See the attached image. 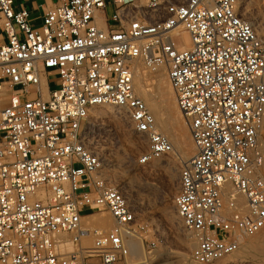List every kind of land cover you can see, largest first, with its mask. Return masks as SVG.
Masks as SVG:
<instances>
[{
    "label": "built area",
    "instance_id": "2783aa9c",
    "mask_svg": "<svg viewBox=\"0 0 264 264\" xmlns=\"http://www.w3.org/2000/svg\"><path fill=\"white\" fill-rule=\"evenodd\" d=\"M15 1L0 0V264H130L142 226L86 132L93 109L115 107L148 143L140 165L172 152L135 93V61L165 70L195 147L174 198L190 261L213 264L264 228V38L240 0H110L112 29L96 19L107 0H58L38 26ZM179 28L188 48L173 45ZM102 212L109 232L81 224Z\"/></svg>",
    "mask_w": 264,
    "mask_h": 264
},
{
    "label": "rangeland",
    "instance_id": "374dc122",
    "mask_svg": "<svg viewBox=\"0 0 264 264\" xmlns=\"http://www.w3.org/2000/svg\"><path fill=\"white\" fill-rule=\"evenodd\" d=\"M241 2L242 5L245 6L247 20L252 27H254V31L257 32L256 34L259 37L264 38V0H258V2L257 0H241ZM24 4L25 3H22L20 0L15 1V5H19L23 8H25ZM35 16H37V14H31V17ZM34 22V26L40 24L39 20H34ZM172 42L177 48L181 45L178 39L174 38ZM57 82L58 76L55 73H50L48 76V85L51 91L58 88ZM137 82L138 80L135 77L133 82L135 93L144 102L147 101L146 105L148 106V109L149 107L151 108L152 114L153 112H158L156 115L164 119L165 123L168 121L166 124L169 128H173V126L176 125L175 123L178 122L187 130L181 114L177 109L174 95L170 87L169 88L172 92V106L175 113L173 118L174 122L172 121L173 123L166 120L158 98H156L151 92L141 90ZM147 83L148 85L151 84L149 85L150 88L154 87L152 85L154 84L153 80H148ZM103 108L105 107L95 108L89 114L87 133L90 145L99 155L100 161L101 159H105L106 161L101 164V173L107 177L112 184H126L125 191L130 196V201H133L132 205L136 213L137 222L142 226L138 235L140 237V245L145 261L149 264H157L163 258L161 257L162 253L165 251H181V249H183V246L181 245L182 241L188 240L191 243V247L187 252L183 264H195L190 261L189 256L194 246L193 239L183 228L174 208V198L178 191V172H180L181 164H178L177 162V164L174 163V170L177 173H175V178H170L163 167L156 165L159 160L171 161L175 156L174 149L168 156L154 160V162L156 161L155 163L152 161L148 164L140 165L138 159L148 151V143L145 137L138 135L133 131L127 117H125L126 120L121 117H110L107 114H103ZM160 117L159 119H161ZM159 127L161 126H158V128ZM171 139L174 140L173 137H171ZM257 152L263 158L262 171H264V122L258 140ZM112 164L114 165L113 167L110 166ZM75 168H78V166H75ZM114 176L117 177L115 178ZM171 206L172 208H170ZM170 214L178 219L179 225H174V222H170ZM102 220L108 221V223H110V228L113 227L112 218L105 212L95 213L91 215V218L81 221V224L86 227L89 223L91 224L90 227H93L92 225ZM263 231L264 228L259 232L262 234ZM259 232L257 235L253 236V238L243 239L239 249L232 255L228 256L233 263L264 264V256L260 255V253L255 250L251 251L246 249V246L250 243H254V245L264 248V241H256L255 239L256 236L260 235ZM87 243L90 245L91 240H88ZM151 243L153 245H151ZM217 262L213 264H217ZM129 263L137 264L138 260H130L129 256Z\"/></svg>",
    "mask_w": 264,
    "mask_h": 264
},
{
    "label": "bare ground",
    "instance_id": "6f19581e",
    "mask_svg": "<svg viewBox=\"0 0 264 264\" xmlns=\"http://www.w3.org/2000/svg\"><path fill=\"white\" fill-rule=\"evenodd\" d=\"M257 2H258V0H257ZM238 6H239V8H241V9H239L240 10V14L249 23V21L247 20V17H246L245 6L242 5L241 0L239 1ZM99 22L101 23V20L100 19H99ZM252 28H254V27H252ZM174 38L175 39H178L180 41V43H181V45L178 48H188L190 46V39L188 37L187 32L183 28H179L178 29V31L176 32V34L173 36V39ZM132 68H133L132 69L133 70V82H134V78L136 77V79L138 80V82H137L138 83V86H139V88L141 90L147 91V92H151L152 94H154L156 96V98H158V100L160 102V105H161V108L164 111L166 120H169L171 122L172 121L174 122L173 118L175 116V113H174L173 106H172V92H171V90L169 88L170 87L169 86V81L167 79L165 70L163 68H161V67H154V68L148 67L142 61H135L133 63ZM148 80H153L154 81V84H152L154 87H151V88L149 87V85H151V84L148 85V83H147ZM146 102H144V103L146 104ZM101 107H105V108H103V114H105V115L107 114L110 117H121L123 119H125V117H127V115H125V112L121 111L118 108H115V107L112 108L110 106H101ZM147 108H148V106H147ZM149 109H150V112H151V108L150 107H149ZM156 114H158V112H156V113L153 112L152 115H153V117L155 119L158 132L160 134H162L168 140V142H169V144H170V146L172 148V152H173V149L175 151V156L173 157V159L171 161L169 159H168L169 161H167V160L166 161H160L159 160L156 165H160L161 167H163V169L167 172V175L170 178L171 177L172 178H175V173L176 172L174 170V168H175L174 163L177 162L178 164H181V165H183L184 163H186L190 159V156L192 155V153L194 155V153H195V147H194V144H193V141H192L191 137L189 136V132H187L188 129L186 130L185 127H183V125L182 124H179L178 122L175 123L176 125L173 126V128H169L167 126V124H166L168 121H166V123H165L164 119H162L160 116H157ZM159 114H161V113H159ZM159 117L161 119H159ZM263 122H264V119H263ZM158 126H161V127H159L160 129L158 128ZM262 127H263V123H262ZM262 127H261L260 132H259V135H258V140H259V136L261 134ZM171 137H173L174 140H172ZM258 140H257V146H258ZM86 144H87V147L90 150H92L94 153L97 154V152L90 145V140H89V136H88V133L87 132H86ZM174 145H175V147H174ZM257 146H256V151H257ZM156 160H158V159H156ZM103 162H106L105 159H101V164ZM103 165H102V167H103ZM110 166L113 167L114 165L112 164ZM262 167H263V164H262ZM100 170H101V168H100ZM259 173H260V176H261L262 180L264 181V171H262V168L260 169ZM100 175L103 176V177H105L101 173V171H100ZM105 179H106V181H107L108 184L112 185L113 187L119 188L123 192V194L125 195V197L127 198L129 204L131 206H133L132 205V202L133 201L132 202L130 201L131 198L126 193V191H125V185L126 184H124V183L112 184L108 180L107 177H105ZM126 188H127V186H126ZM236 201L238 203V207L242 210V207H243L242 206V203H244L243 202L244 200H242V198L239 197V198L236 199ZM170 208H172V206ZM169 217H170V222H174L175 223L174 225H176V224L179 225V221H178V219L175 218V216L171 215ZM88 218H91V216L83 217V218H81L82 219L81 221H83L85 219H88ZM170 224H173V223H170ZM87 226H86V228H88V229L95 230V231H99V232H104V233L109 232L113 228V227L110 228V223H108V221H106V220H102V221H100L98 223H95L94 225H92L93 227H90L91 224H89V223H88ZM113 226H114V222H113ZM249 238H251V237H249ZM252 238H253V236H252ZM246 239H248V238H246ZM255 239H256V241H261V240L264 241V231L262 232V234L260 233V235L256 236ZM88 240H90V239L84 240L83 241V244L88 245V243H87ZM126 245H127L128 249H129L130 260H138V263L137 264H146L147 263L145 261L144 255H143V251H142V248H141V245H140V239L139 238L134 237V238L128 239L127 242H126ZM181 245L183 246V249H181V251H177V252L165 251L164 253H162V256L161 255L160 256L163 257V258L157 264H183L184 263V260H185V258L187 256V252H188V250L191 247V243L188 240H184V241H182ZM246 247H247L246 249H249L251 251L252 250H255L258 253H260V255L264 256V248L263 247H258L256 245H254V243L253 244L250 243ZM71 248L72 247L70 245H68V249L70 250ZM147 264H149V263H147ZM217 264H249V263H239V262L238 263H233L231 261V258L230 257H226V258H222L221 260H219V262H217Z\"/></svg>",
    "mask_w": 264,
    "mask_h": 264
},
{
    "label": "crops",
    "instance_id": "0c3cea01",
    "mask_svg": "<svg viewBox=\"0 0 264 264\" xmlns=\"http://www.w3.org/2000/svg\"><path fill=\"white\" fill-rule=\"evenodd\" d=\"M57 1L58 0H30L22 3H25V9L29 12L30 18L34 22V20L40 21L43 15L52 8ZM113 13L114 6L110 0H107L104 9L96 14V19H100L107 29L115 28V23L112 20ZM31 14H37V16L31 17Z\"/></svg>",
    "mask_w": 264,
    "mask_h": 264
}]
</instances>
